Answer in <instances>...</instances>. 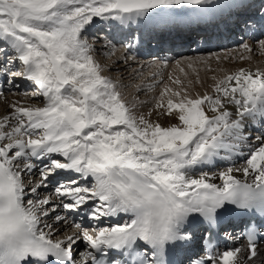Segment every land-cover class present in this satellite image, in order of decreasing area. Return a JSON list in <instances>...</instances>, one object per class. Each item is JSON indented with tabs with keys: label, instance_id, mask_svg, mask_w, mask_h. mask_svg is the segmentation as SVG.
Returning <instances> with one entry per match:
<instances>
[{
	"label": "snow or ice",
	"instance_id": "1",
	"mask_svg": "<svg viewBox=\"0 0 264 264\" xmlns=\"http://www.w3.org/2000/svg\"><path fill=\"white\" fill-rule=\"evenodd\" d=\"M183 6L207 11L219 4L0 0V75L8 84L27 80L32 95L43 97V106L13 104L0 118V264H170L171 251L191 248L193 225L203 235L188 264H252L257 257L264 241V133L252 137L245 125L258 118L264 124V70L213 77L211 93L195 95L198 79L185 84L169 76L177 88L165 86L153 102L178 123L162 127L134 111L84 35L97 19L131 28ZM256 14L264 20V2ZM136 42L132 37L124 47ZM257 43L264 50V40ZM34 161L41 162L40 178L26 189L23 177ZM216 161L227 166L204 170ZM57 172L71 175L41 198L39 189ZM61 207L95 223L73 221L78 231L58 239L56 225L67 223ZM226 218L235 226L223 227ZM109 219L117 222L100 225Z\"/></svg>",
	"mask_w": 264,
	"mask_h": 264
},
{
	"label": "bare ground",
	"instance_id": "2",
	"mask_svg": "<svg viewBox=\"0 0 264 264\" xmlns=\"http://www.w3.org/2000/svg\"><path fill=\"white\" fill-rule=\"evenodd\" d=\"M261 1L262 0H218L219 7L215 9H210L207 11H201L199 9H194L190 6H183L182 8H176V9H164V10L159 11L155 16L151 17L147 21V23H143L142 27L143 29H145L146 25L149 23H153L156 26L159 24H164L166 22L174 21L176 24H180L178 26H175L174 28L172 25L169 28L171 32L173 31V33H175L176 38H172L175 41V39H184L186 37L185 32L189 31L191 27L196 28V29L199 28L201 30H204L207 33L210 30L214 29V27L210 26L207 22H204L202 24V27H200L199 24H194V21L188 20L189 18L191 17L194 18L197 16V18L199 19L206 18V17L213 19V17H216V15L219 14L220 11H221L220 13L223 14L222 10L226 12L228 9L229 10L237 9L238 11V13L236 14L237 19H240L243 16H247L249 17L247 21H251V18H253L256 20V22H258L256 23L255 30H254L256 33H258L261 27L262 21L257 14H254V12H256V10L258 9V4H260ZM231 18H232V15H231ZM203 20L204 19H202L201 22ZM99 22H104L105 28L107 30L112 29V31L114 30L115 32L120 30V28L117 27L118 25L115 22L96 20L94 23L86 26L85 34L86 32H89V33L91 32V35H93L92 33H95V32L102 33L100 31H97L98 29H96V27H98ZM251 25L252 23L247 24V30H245V35H244L245 38H243L242 40H235L234 42H232L233 35H230V38L228 42H226V45L220 44L219 46H216L215 48L211 50H204V51L202 50L193 51L190 49H184L182 46L184 44H181L180 42H172L171 45L173 46V48L171 50H167L166 46H164L162 53H160L161 51H157L156 54H153V52L156 49L160 50L162 46L165 44H163L160 41L152 42V40H148L145 42L144 40L143 41L138 40L135 43L134 47L129 50L124 47V44L127 42V40L126 41H115L113 39L108 38L109 41L111 42L109 43V45L110 44L116 45V43L124 42L123 47L120 49L118 48L119 50H114L115 49L114 48L108 51V53H110L111 51L113 52L112 57H110V55L107 53L108 56L110 57L108 63L106 62L101 63V61L99 62L102 64V66L105 67V73H104L105 75H107L108 71L109 72L114 71L116 73L115 75L117 76V78L115 77L113 81L121 86L120 91L122 92V95L127 100V102L129 104L135 105L134 111L138 115L142 114L144 115L146 119L159 123L162 127H168L170 124L178 123V121L174 117L168 116L166 114H162L163 112L162 109H155L153 101H154V98H159L160 92L164 89L165 86H170L173 89L177 88V85L172 84L171 81L168 79L169 76H171L173 79H180L184 81L185 84H187L188 80H192L193 82H195L198 79L200 83H196L195 87L191 88L192 94L195 95V93L197 92H199L200 94H203L205 92L211 93L212 90H211L210 85L214 83L213 77L221 78L226 73L235 72L241 68L246 69V70H251V71H256L257 69L264 70V50H262L259 44L257 43L258 40H264V37L254 38L256 37V35H253L252 33H248L249 31H251V28H252ZM223 26L225 29L230 28V25L226 23H224ZM195 31L197 32V30ZM227 31L228 32L230 31L231 33L233 32L231 30H227ZM135 33H138V31H135L134 34ZM102 34L104 37H106L105 33H102ZM148 35L152 36L154 35V33H148ZM219 35H221V32ZM251 35H253V37H250ZM209 36H211V34ZM169 37H171V34H169ZM101 41H102L101 44L103 46H101L100 43H97V45L94 46L95 55L98 50H101L102 52V50H106L105 48H107L106 47L107 44L105 43L106 41H103V39ZM239 43H242V45L248 44L250 48L252 49V51L249 52L248 50L244 49L242 46H240L237 49L234 48L235 50L229 49L230 47H234L235 45ZM221 49L228 50V51H222ZM219 50L222 52L219 53L218 52ZM185 53H190L194 57L180 58ZM125 56H129L132 58L125 61L124 59ZM96 59L98 60L97 56H96ZM133 59L135 60L139 59L140 61H138L137 63V62H134ZM142 60H145V62ZM116 61H119V63L117 64ZM154 61H159V62L155 63ZM0 62H3L1 55H0ZM152 62L155 64H153ZM192 63H195L196 65H192ZM148 64L150 65V67H148ZM179 65L181 68H177V66L179 67ZM189 65H191V67H189ZM145 67L147 68L145 69V72L149 68L151 67L153 68V71H152V68L149 70L154 73L150 74L149 73L150 71L149 72L147 71L148 74L144 73L145 76L149 75V77H151L150 82H148L149 79H147L148 81L143 80L145 78L143 76L144 78L141 81L139 80L140 82L138 84H134V83L133 85L129 84L128 82L130 81V79L133 78L134 80L135 76H137V74L140 75L141 70ZM7 78L9 77L0 75V88H2L3 90L10 89L8 85L7 86L4 85L5 80ZM122 81H125V82H122ZM17 85L19 87H16ZM30 85L32 84L28 82L27 80L17 77L13 81L12 90H19L21 87L25 88ZM138 85L141 86L140 89L137 88ZM128 86L129 88L126 89ZM124 89L126 91H124ZM140 94L144 96H141V98H139L138 95ZM22 97L19 96L18 98H15L11 96L8 99H4L3 94H1L0 98L3 99L4 102L0 103V118L11 113L12 111L11 106L13 104H16L17 106H22V107H27V106L40 107L39 105L37 106L30 102H28L29 103L28 105H25L26 104L25 102L27 100H25V98L24 97L22 98ZM260 122L261 121L259 118L255 121L250 120L246 122L245 131L251 132L252 137H255L256 135L264 133V124H261L262 122L261 123ZM34 164H35V168L33 169V173L31 175H24L23 177V179L26 181V184H25L26 189H29L30 187L34 186V184L38 182L40 178L39 168L41 167V162L34 161ZM217 166H220V167L216 168ZM225 166H227L225 161H216L213 165L205 166V169L210 170L212 172H219L223 170ZM70 175L71 174L65 173V172H57V174L50 176L48 188L39 189L40 197L43 198L44 196H47L50 193H52L56 184L61 180H67L70 177ZM237 175L240 176V174H237ZM33 177H36L38 180L33 181ZM240 178H242V176H240ZM214 182L220 183L218 179L215 180ZM31 195L32 194L29 193V196ZM53 202L58 203V201L55 200V197H53ZM58 213L62 216L67 217L66 224L62 222L61 224L56 225L58 232L63 231V230L67 232L70 228L71 230L70 232H72V234L73 233L75 234L78 230L72 226L73 221L79 224H82L83 222L88 223L91 221L88 219L80 220V218H76L74 216V212H65L62 207L58 209ZM52 215L54 216L55 214H52ZM44 220L48 223H53L52 218L46 217L44 218ZM115 222L109 219V220H102L99 223L101 226H106V225H111L112 223H115ZM119 222H123L122 219ZM195 228L200 229L201 227L196 226V225H193L191 227V231L193 232L194 238L197 237L194 231ZM231 243H234V242H231ZM79 247L82 248L83 245H79ZM194 248L197 249L196 243L193 239V244L190 249L177 248V250L178 252L183 253L184 258H190V256H192L191 252L192 250H194ZM252 264H264V243H261L258 245V255L252 261Z\"/></svg>",
	"mask_w": 264,
	"mask_h": 264
},
{
	"label": "rangeland",
	"instance_id": "3",
	"mask_svg": "<svg viewBox=\"0 0 264 264\" xmlns=\"http://www.w3.org/2000/svg\"><path fill=\"white\" fill-rule=\"evenodd\" d=\"M164 10V9H163ZM98 21H100L99 19H97ZM93 35H91V32L89 33V32H86V34H85V32H84V35L87 37V39H88V42H90V44H92V45H94V46H96L97 45V43H100L101 44V40L103 39V41H106L105 43L107 44V48H105L106 50H102V52H101V50H98L97 52H96V56H97V58H98V61H101V63L102 62H106V63H108V61H109V58L110 57H112V54H113V52L111 51L110 53H108V51H110L111 49H114V50H119L120 48H122L123 47V43H122V45H121V43H116V45H109V43H111L110 41H109V39L108 38H106V37H104L103 36V34L102 33H98V32H95V33H92ZM98 34V35H97ZM101 36V37H100ZM103 36V37H102ZM100 37V38H99ZM93 38V39H92ZM108 42V43H107ZM101 46H103L102 44H101ZM240 46H242V43H239V44H237V45H235L234 47H230L229 49H231V50H235V49H237V48H239ZM104 48V47H103ZM119 48V49H118ZM235 48V49H234ZM109 49V50H108ZM222 51H228V50H223V49H221ZM100 51V52H99ZM105 52V54H104V52ZM222 51H218L219 53L220 52H222ZM99 52V53H98ZM110 55V57L108 56V54ZM183 57H185V58H190V57H194L192 54H190V53H185V54H183L182 55V57H180V58H183ZM132 58V57H131ZM130 58V59H131ZM129 60V59H128ZM146 60V59H145ZM145 60H142V61H144L145 62ZM148 60V59H147ZM133 61L134 62H137L138 63V61H140L139 59L138 60H135V59H133ZM155 63L156 62H159V61H154ZM153 63V62H152ZM155 63H153V64H155ZM149 64H151V63H149ZM148 64V67H150V65ZM192 65H196L195 63H192ZM146 67H147V65H146ZM143 68L142 70H141V76L139 75V74H137V76H135V78H134V80H133V78H131L130 79V81L128 82L129 84H132L133 85V83L134 84H138L144 77V79L143 80H147V79H149V81L148 82H150V80H151V77H149V75H146L145 76V74L144 73H147L148 74V72L150 71L149 69H151V68H149L146 72H145V69H147V68ZM177 68H181L180 67V65H179V67L177 66ZM152 71H153V68H152ZM114 74H113V73ZM108 71L107 72V76H109L112 80H114L115 79V77L117 78V76L115 75L116 73L114 72V71ZM150 74H152V73H154V72H149ZM113 74V75H112ZM144 76V77H143ZM137 77V78H136ZM9 78H7L6 80H5V84L4 85H8V87L10 88L9 90H3L2 88H0V95L1 94H3V97H4V99H8V98H10L11 96L12 97H15V98H18L19 96H23L24 98H25V100H27L24 104L25 105H28L29 103L28 102H30V103H33V104H35V105H39V106H43V97L42 96H36V97H34L33 95H32V93H34L35 91H36V88H35V86L32 84V85H30V86H27V87H25V88H23V87H21L19 90H12V85L13 84H8L7 83V80H8ZM140 80V81H139ZM126 81V80H125ZM125 81H122V82H125ZM129 88V86L126 88V89H128ZM3 91V92H2ZM124 91H126L125 89H124ZM2 92V93H1ZM16 93H18V94H16ZM13 94H14V96H13ZM141 96H144V95H142V94H140V95H138V97L139 98H141ZM22 97V98H23ZM33 98V99H32ZM0 103H3L4 101H3V99H1L0 98ZM21 103V102H20ZM23 104V105H24ZM42 104V105H41ZM218 167H220V166H217L216 168H218ZM205 171H209V170H207V169H204ZM217 170V169H216ZM33 176V175H32ZM36 181V180H38L36 177H33V181ZM25 181V180H24ZM25 184H26V181H25ZM86 228V227H85ZM71 230H70V228H69V230L66 232V231H59L58 232V234H57V236H56V238H63L66 234L68 235V234H72V232H70ZM65 232H66V234H65ZM74 234V233H73Z\"/></svg>",
	"mask_w": 264,
	"mask_h": 264
}]
</instances>
